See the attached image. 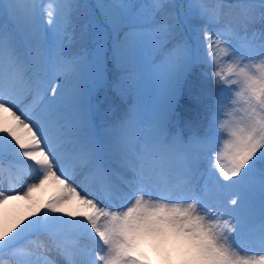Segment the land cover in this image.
Returning a JSON list of instances; mask_svg holds the SVG:
<instances>
[{"label": "snow or ice", "instance_id": "6c2138e0", "mask_svg": "<svg viewBox=\"0 0 264 264\" xmlns=\"http://www.w3.org/2000/svg\"><path fill=\"white\" fill-rule=\"evenodd\" d=\"M106 64L128 100L112 124L92 103ZM197 65L218 86L190 97L186 137L170 127ZM175 245L264 264V0H0V264H153Z\"/></svg>", "mask_w": 264, "mask_h": 264}, {"label": "trees", "instance_id": "16d2710c", "mask_svg": "<svg viewBox=\"0 0 264 264\" xmlns=\"http://www.w3.org/2000/svg\"><path fill=\"white\" fill-rule=\"evenodd\" d=\"M87 2L91 4L95 3V0H87ZM214 71V67L210 68L206 65H197V67L194 66L188 74L187 81L185 82V92L180 103L177 105L176 113L171 125L174 126V129L179 128L182 130L186 137L189 134V131L185 127V123L190 122L195 126L197 122L198 106L190 97L193 96L195 92L201 90L202 84L207 86L211 84V79L213 78L211 73ZM110 76L112 77V75ZM103 92H107V86H104L101 89L100 94ZM112 96L114 95L108 92L105 96H102V99L100 100L102 108H104L107 113L111 112L110 115H113L112 113H114L119 116H124L127 111L126 107H121L122 105L118 104V101L114 100V97ZM108 116L109 115H107V117Z\"/></svg>", "mask_w": 264, "mask_h": 264}, {"label": "rangeland", "instance_id": "374dc122", "mask_svg": "<svg viewBox=\"0 0 264 264\" xmlns=\"http://www.w3.org/2000/svg\"><path fill=\"white\" fill-rule=\"evenodd\" d=\"M145 2H147V0H145ZM222 69H226V64L225 65H222L221 66ZM215 70H220V69H215ZM190 72V71H189ZM189 74V73H188ZM188 74L186 75L185 77V80L183 82V86H182V96L181 98L183 97L184 95V92H185V82L187 81V78H188ZM110 71H109V67L106 65L105 66V82L102 86H99L97 88V90L95 91L94 95H93V98H92V103L95 107V116H94V120L95 122L97 123H100V124H112V123H116L118 122L120 119H122V115L119 116V115H116L114 113H112L113 115H110V113H107L105 111L104 108H102L101 104H100V100L102 99V96L106 95L107 92L108 93H111L113 94L114 97L113 99L118 101L117 103L122 105L121 107H126V110L128 108V100L126 97H122L119 92L114 88V84H115V79L114 77L110 76ZM106 87L107 86V92H103L100 94V91L103 87ZM218 86V82L215 81L214 77L211 79V84L208 86L209 88H212V89H215L217 88ZM200 91H197L195 92L194 95H198ZM235 99V95H234V92H230L229 93V98L225 101V104L227 105V107L225 108L224 112L222 113L221 115V120H224V119H228V115H227V112L231 111L233 108L236 107V105L233 104V100ZM125 110V109H124ZM107 115H109L107 117ZM170 130L175 132L176 129H174V126H171L170 127ZM222 136H226V133H222ZM48 195H51V192L49 191L48 193L45 194V198H47ZM90 198H94V197H90ZM99 203H101V206H109L106 204V202L104 201H100L98 200Z\"/></svg>", "mask_w": 264, "mask_h": 264}, {"label": "clouds", "instance_id": "9594fccd", "mask_svg": "<svg viewBox=\"0 0 264 264\" xmlns=\"http://www.w3.org/2000/svg\"><path fill=\"white\" fill-rule=\"evenodd\" d=\"M185 251L180 245L170 247L167 252L156 251L153 264H186L188 257Z\"/></svg>", "mask_w": 264, "mask_h": 264}]
</instances>
